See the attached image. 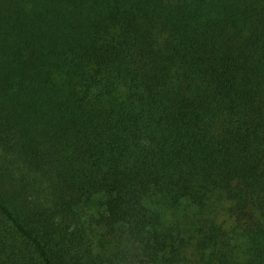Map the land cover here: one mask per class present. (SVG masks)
<instances>
[{"label":"trees","instance_id":"obj_1","mask_svg":"<svg viewBox=\"0 0 264 264\" xmlns=\"http://www.w3.org/2000/svg\"><path fill=\"white\" fill-rule=\"evenodd\" d=\"M0 264H264V0H0Z\"/></svg>","mask_w":264,"mask_h":264}]
</instances>
